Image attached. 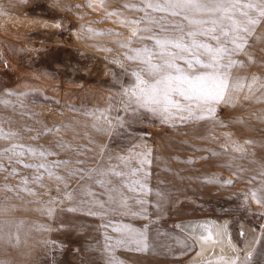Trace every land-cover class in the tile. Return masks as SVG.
<instances>
[{
  "label": "rangeland",
  "instance_id": "obj_1",
  "mask_svg": "<svg viewBox=\"0 0 264 264\" xmlns=\"http://www.w3.org/2000/svg\"><path fill=\"white\" fill-rule=\"evenodd\" d=\"M126 4L139 6V0H0V132L6 134L0 138V264H105V237L114 245L124 226L146 232L149 248L116 246L122 264H232L216 258L190 263L196 243L178 224L206 218L230 221L239 257L251 251V264H264V206L251 199L264 187V24L246 54L233 57L244 65L230 73L242 90L212 105L209 119L164 123L125 111L122 93L133 84L132 73L144 68L126 58L129 48H152V40L140 37L163 35L141 24L153 32L133 36L134 26L120 21L144 13ZM117 117L131 123L106 134ZM13 145L24 146L14 149L24 155L6 151ZM41 151L53 155L42 158ZM146 151L150 165L143 171L150 176L111 177L118 192L101 187L103 177L81 179L109 158L110 167L127 172L116 157L136 160ZM24 164H46L54 175ZM34 176L43 178L37 183ZM121 196L127 213L117 210ZM94 201L105 206L91 207L101 216L86 214ZM141 210L146 217L132 214Z\"/></svg>",
  "mask_w": 264,
  "mask_h": 264
},
{
  "label": "snow or ice",
  "instance_id": "obj_2",
  "mask_svg": "<svg viewBox=\"0 0 264 264\" xmlns=\"http://www.w3.org/2000/svg\"><path fill=\"white\" fill-rule=\"evenodd\" d=\"M124 8L144 13L139 20L125 18L120 21L134 26L133 36L140 32H153V28L140 27L141 24L154 25L159 33L163 34L140 37L152 40L154 44L152 48L147 46L129 48L131 54L126 58L144 65V68L132 73L135 77L133 84L125 88L122 93V101L126 97V112L131 110L134 117L142 112L148 113L153 117H158L164 123L176 119L181 122L206 120L214 116L215 109L212 105L226 103L229 93L242 90L243 82L233 80L230 73L233 68L244 65L238 64L233 57L241 53L246 54V49L250 47L249 39L253 38L256 29L264 24V0H139V6L126 4ZM156 13L162 15L157 18ZM109 15L120 16L121 14L112 12ZM167 17H179L181 22L174 23ZM169 29L173 31L169 32ZM256 79V77L253 78L254 81ZM249 90H251V85H249ZM101 116L107 118L103 113ZM117 122V124H108L109 132L106 134L117 135L115 130L118 126L122 128L125 123H131L123 117H117ZM5 135L0 132V138H4ZM17 147L23 149L24 146L13 145L12 149L6 151H11L13 156H23V150L19 152L14 150ZM26 151L32 155L37 154L36 149L28 148ZM2 155L3 153H0V156ZM49 155H53V153L39 152V156L42 158ZM137 156L140 158L136 160L126 159L122 156L116 157L118 164L128 169L127 172L110 167L112 158H109L107 162L102 161L99 167L88 173H82L81 179L103 177L105 179L99 181L100 186L107 185L110 192H118V188L111 186V177L123 180L128 176L136 177L141 172L144 177L150 176V173L143 171V166L150 165L151 152L146 151L137 154ZM53 163L55 167H59L60 164L68 162ZM133 163H138L139 167L133 169ZM23 167L34 168L37 171L44 169L49 176L54 175L52 168L46 164H24ZM12 175H18V173L13 171ZM261 175L264 176V173ZM42 178V176L33 177L37 183ZM60 179L57 177V180ZM132 182L139 184L141 189L150 191L145 189V186L139 181ZM22 183L27 184V180ZM258 193L260 194L258 195ZM66 195L69 199L72 198L71 194ZM251 199L264 206V187L253 190ZM109 201L115 202L112 196H109ZM137 203L143 205L145 202L139 200ZM92 206H99L103 210L104 204L94 201L86 213L90 216H101L102 213L91 210ZM120 209L125 213L130 211V206L123 196L120 198L117 210ZM68 211L77 212L81 211V208L70 207ZM132 214L146 217L143 210L140 213ZM190 227L193 240L205 243L206 237L197 235L195 231L197 226ZM204 227L207 230V226ZM105 240V252L109 253L105 264H122L115 256L116 246L134 243L139 251H147L149 248L147 233L130 226H124L122 237L117 239L114 245L107 243V237ZM256 243L257 240L253 239V250ZM251 259L250 251L242 259L237 256L232 264H251Z\"/></svg>",
  "mask_w": 264,
  "mask_h": 264
},
{
  "label": "bare ground",
  "instance_id": "obj_3",
  "mask_svg": "<svg viewBox=\"0 0 264 264\" xmlns=\"http://www.w3.org/2000/svg\"><path fill=\"white\" fill-rule=\"evenodd\" d=\"M190 226H197L195 229L197 235L206 237L205 243L195 240L198 251L190 263L209 261L213 258L219 259V261L221 259L234 260L239 256L240 247L233 238L230 221L206 218L201 220L189 219L178 224L181 230L192 237ZM204 226H207V230Z\"/></svg>",
  "mask_w": 264,
  "mask_h": 264
}]
</instances>
